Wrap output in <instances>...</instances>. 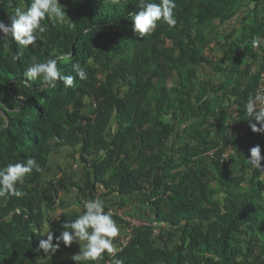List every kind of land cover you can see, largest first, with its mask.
Returning <instances> with one entry per match:
<instances>
[{
  "label": "trees",
  "instance_id": "1",
  "mask_svg": "<svg viewBox=\"0 0 264 264\" xmlns=\"http://www.w3.org/2000/svg\"><path fill=\"white\" fill-rule=\"evenodd\" d=\"M59 3L71 26L46 19L26 49L0 39V167L34 157L42 169L18 185L23 197L0 198V264H74L75 242L49 256L39 241L49 227L56 243L97 197L106 212L138 201L158 224V235L132 229L122 264H264V173L248 162L256 145L264 157V133L244 109L264 72V45L252 46L264 38V0H176L175 27L158 22L143 37L126 19L139 0ZM29 4L0 0V20ZM54 54L66 56L62 75L79 62L87 79L25 84L33 58ZM65 149L81 182L64 169L49 177L50 156Z\"/></svg>",
  "mask_w": 264,
  "mask_h": 264
},
{
  "label": "clouds",
  "instance_id": "2",
  "mask_svg": "<svg viewBox=\"0 0 264 264\" xmlns=\"http://www.w3.org/2000/svg\"><path fill=\"white\" fill-rule=\"evenodd\" d=\"M175 8L176 0H139L138 8L129 12L126 19L131 21L133 33L143 37L150 35L157 28L158 22H163L170 28L175 27L177 23ZM46 19L71 26V21L59 0H30L26 8L14 9L8 17L9 23L0 20V39H11L26 49L34 45L39 35L47 30V26L43 24ZM261 45H264V38L252 39L254 48ZM65 59L66 56L62 54H54L43 61H36L33 58V62L24 72L27 78L25 84L30 85L32 81L39 79L43 86L49 88H56L58 81L63 86L71 88L74 86L75 79H87V72L79 62L71 65L75 77L62 75L58 63ZM244 109L249 117L248 120L256 122L249 124L251 130L264 133V92L250 96ZM6 111L8 110L0 105V120H3L5 124L7 123V117L4 115ZM249 152L248 162L251 167L264 173V165L261 163L264 157L261 155L260 145L252 147ZM34 169L37 172L42 171L34 157H28L26 162H9L4 167H0V198L23 197L25 193L18 185L23 184L26 175ZM82 208L83 211L75 219L62 224L63 231L56 236V243H53V232L49 230V227L45 229L46 238L39 241L37 250H43V253L50 256L56 253L60 242L65 247L76 242L80 246V251L71 257L74 264H93L103 260L105 253L112 257V264H122L121 260L115 259L118 249L114 244V239L120 235L121 229L112 215L105 211V201L99 197L89 199L83 202ZM16 211L19 212V209Z\"/></svg>",
  "mask_w": 264,
  "mask_h": 264
},
{
  "label": "rangeland",
  "instance_id": "3",
  "mask_svg": "<svg viewBox=\"0 0 264 264\" xmlns=\"http://www.w3.org/2000/svg\"><path fill=\"white\" fill-rule=\"evenodd\" d=\"M225 26H229V25H225ZM68 153H69V150L65 149V150H62V152H58L57 154H53V158H51L52 159V166H53V168L55 167V170L57 171V173L59 172V169L60 168L66 169L67 172L69 170V172L72 173L71 175L75 178V181L76 182H81L82 181V178L84 176V170H83L80 162L78 160L72 159L68 155ZM123 211H125L124 214L128 218H130L131 220H136V219L137 220H142V217L136 216L133 213L131 207H129V206H127L126 209H124ZM58 212H60V210H58ZM75 244H76V242H75ZM79 248H80V246L77 243L75 245L74 251L73 252H69V254L71 256L77 254V250Z\"/></svg>",
  "mask_w": 264,
  "mask_h": 264
},
{
  "label": "built area",
  "instance_id": "4",
  "mask_svg": "<svg viewBox=\"0 0 264 264\" xmlns=\"http://www.w3.org/2000/svg\"><path fill=\"white\" fill-rule=\"evenodd\" d=\"M258 92H264V72L262 73V77H261V81L256 89V93ZM232 151V149H228L227 151L224 152L223 154V157L224 158H227L228 154ZM100 192H98L99 194ZM124 209H117V210H114L113 208L111 209H108V212L112 215L116 214L118 215L120 218H122L123 220L129 222V227L126 230L125 232V235L123 236H120V237H117L115 239V243H116V247L118 249V251L122 250V248L128 243V241L130 240L131 238V231L133 228L135 227H147V226H152L153 227V230H154V234L155 235H158L159 234V229L157 228L158 224L156 222H151L150 220H131L130 218H128L124 213L125 211H123ZM109 264V263H107Z\"/></svg>",
  "mask_w": 264,
  "mask_h": 264
},
{
  "label": "crops",
  "instance_id": "5",
  "mask_svg": "<svg viewBox=\"0 0 264 264\" xmlns=\"http://www.w3.org/2000/svg\"><path fill=\"white\" fill-rule=\"evenodd\" d=\"M58 153V151H56V152H54L53 154H57ZM53 154L50 156V165L52 166V159L51 158H53ZM63 168H60L59 169V172L57 173V171L55 170V167L53 168V166H52V169L50 170V173H49V177L50 178H52V176H58V175H60V173H61V170H62ZM64 170H66V169H64ZM68 174H69V176L70 177H73L71 174V172H69V170H68ZM127 206H129V207H131V209H132V211H133V213L136 215V216H138V217H142V220H150V218H149V216H148V211H147V209H146V207H143V205H141L138 201L137 202H135V203H132V204H130V205H127ZM126 206V207H127ZM126 207H124V209H126ZM71 208V207H70ZM151 222H153L152 220H150ZM120 226V225H119ZM158 228V227H157ZM120 229H121V232H120V235L118 236V237H120V236H123V235H125V232H126V230L124 229V228H122L121 226H120ZM155 235V234H154ZM117 238V237H116ZM115 238V239H116ZM115 239H114V244H115V246H116V243H115ZM77 244V243H76ZM75 243H74V245H73V249H75V245H76ZM80 249V248H79Z\"/></svg>",
  "mask_w": 264,
  "mask_h": 264
}]
</instances>
